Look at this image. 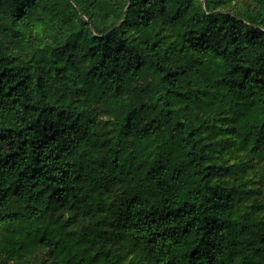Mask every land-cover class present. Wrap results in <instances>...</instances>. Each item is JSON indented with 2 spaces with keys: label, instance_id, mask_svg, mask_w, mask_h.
Segmentation results:
<instances>
[{
  "label": "trees",
  "instance_id": "obj_1",
  "mask_svg": "<svg viewBox=\"0 0 264 264\" xmlns=\"http://www.w3.org/2000/svg\"><path fill=\"white\" fill-rule=\"evenodd\" d=\"M0 0V264H264V0Z\"/></svg>",
  "mask_w": 264,
  "mask_h": 264
},
{
  "label": "rangeland",
  "instance_id": "obj_2",
  "mask_svg": "<svg viewBox=\"0 0 264 264\" xmlns=\"http://www.w3.org/2000/svg\"><path fill=\"white\" fill-rule=\"evenodd\" d=\"M251 1L250 0H240L239 3L233 5L230 9H235V10H240V11H244V10H247V8L249 6H251ZM242 7V8H241ZM244 9V10H241V9Z\"/></svg>",
  "mask_w": 264,
  "mask_h": 264
}]
</instances>
